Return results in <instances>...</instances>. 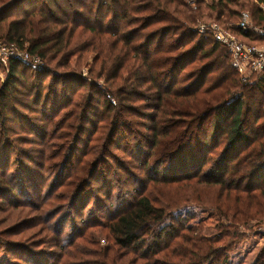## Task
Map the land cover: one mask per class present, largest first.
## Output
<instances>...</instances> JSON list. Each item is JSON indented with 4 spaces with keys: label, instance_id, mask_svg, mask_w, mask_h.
<instances>
[{
    "label": "trees",
    "instance_id": "1",
    "mask_svg": "<svg viewBox=\"0 0 264 264\" xmlns=\"http://www.w3.org/2000/svg\"><path fill=\"white\" fill-rule=\"evenodd\" d=\"M138 1L0 0V41L47 61L31 79L26 78L30 68L21 61L11 60L5 66L6 78L0 85V165H7L15 155L24 158L21 164H25V168H20L19 173H33L35 168L42 171L46 167L47 171H53L60 163L63 169L58 173H63L73 157V144L80 140L84 125L90 122L87 116L91 106L96 103L101 107L100 114L109 121V133L99 158L106 159L112 144L122 148L123 145L117 143L120 135H129L130 131L139 129L141 137L136 146V164L138 168L149 170L147 182L153 188L162 185L172 189L180 184L217 187L221 192L218 194L226 199L233 197L241 205L246 206L248 202V206L230 210L222 207L223 203H218L216 211L230 222L223 225L216 237L202 238L195 227L181 226L175 210L169 209L173 204L140 191L134 201H123L113 210H107L109 216L103 226L107 230L108 244L88 255L92 257L79 258L77 264H227L228 251L244 238L234 223L244 227L250 222L264 224V122L253 127L260 114L257 113L251 121L252 126H248L246 118L254 108L244 106L248 87L256 88L264 95V71L255 73L251 82H242L231 65L225 46L211 36L199 34L195 23L206 11L208 15L204 14L205 18L225 26L227 19L239 20L241 12L248 11L253 23L262 26L264 14L255 0L200 2L195 10L183 0H141L142 8H146L143 9L144 12L146 10L145 15L139 19L143 25L133 30L129 26L138 17L131 14L139 10L134 6ZM256 1L264 4V0ZM93 7H96L95 16ZM10 12L16 15L12 19L7 16ZM106 17L113 27L122 20L128 21L126 27L110 30L98 23ZM91 20L97 23L90 24ZM181 20L193 23L194 27H184ZM149 26H154V30L144 36L143 43L137 42L136 35ZM119 28L121 30L118 31ZM86 32L91 39L97 40L87 49L99 56L104 54L99 64L94 62L90 74L110 80L118 77L123 81V89L116 95V104L111 98L102 97L98 85L88 83L76 71H55L48 67L54 62L56 67H68L70 57L80 56V44L71 45V41L76 34L82 37ZM236 32L247 43L264 44L263 36L244 30ZM105 38L109 41V51L104 48ZM186 66L191 68L182 74ZM123 69L126 71H121ZM46 77H49V83L43 106L33 109L40 104ZM144 85L148 86L146 90L149 93L145 98L152 102L148 101L152 113L145 121L141 120L135 105L125 103H132L138 89ZM84 87H88L89 92L77 91L79 88L85 90ZM23 93L26 99L21 100ZM97 93L102 99L96 96ZM262 107L264 100L256 112ZM20 109L32 112L23 113L25 120L32 122L29 127L21 123ZM59 112L63 113L54 129L57 125L56 130L61 132H52L48 123ZM125 113L136 116L133 120L140 127L134 124V129H131L133 127L129 124L132 120L126 119ZM261 115H264V109ZM210 117L212 120L207 127ZM8 122L31 129L30 134H36L37 139L30 134L25 138L18 137ZM219 139L223 148L216 151L220 146ZM13 143L28 144L27 154L20 153ZM126 144L130 145L128 141ZM68 151L70 154L66 155ZM94 151L91 149L86 153L91 155ZM34 154L39 159L35 168L28 165V162L36 164L32 158ZM93 161L86 163L82 160L73 173L72 181L63 189L66 190L63 200L67 203L73 205V199L77 200L88 184L97 160ZM12 173L0 169V192L15 193L13 179H9ZM46 196L45 200L52 196V191ZM42 203L18 204L7 210L9 217H0V233L14 224L9 223L12 210L24 211L26 216L28 211L37 212L36 215L32 213V218L39 220L37 224L57 220V213L42 208ZM64 218H67L66 214L59 221ZM5 222L8 224L2 227ZM27 238L25 240H29ZM0 244L5 252H14L22 261H11L6 253H0V264H26L27 258L20 255L25 250L22 244L23 249L17 251L12 247L13 242L1 241ZM52 246L63 255L70 254L60 239H56ZM252 264H264V245Z\"/></svg>",
    "mask_w": 264,
    "mask_h": 264
},
{
    "label": "rangeland",
    "instance_id": "2",
    "mask_svg": "<svg viewBox=\"0 0 264 264\" xmlns=\"http://www.w3.org/2000/svg\"><path fill=\"white\" fill-rule=\"evenodd\" d=\"M183 1L189 7H191L192 10H195L197 8L198 3L194 8L187 2V0ZM210 2L211 1H208L207 4ZM134 6L138 7L139 10H137L135 14H129L134 15L138 18L137 21L133 22L129 26V28L137 30L141 28V25H143L140 24L139 19L141 16L145 15L146 10L144 12L143 9L146 8H142L143 2H141V0L136 2ZM27 8L28 7H26L25 9ZM95 8L96 7H93V16H95ZM103 11V13L106 14V10ZM203 13L205 15H208L206 11ZM204 14L196 20V29L199 34L206 35L208 38L209 36H211L214 39V37L208 31H206L205 33L199 31V27L201 24L207 26L212 23H217L214 19L209 20L205 18ZM7 16L10 17L9 19H12L16 15L15 12H10L7 14ZM212 17L213 16H211V18ZM108 18L109 17H106V20L104 21L98 20V23L110 30H113L116 27H126V23L128 21L122 20L120 24H116V27H113V25L110 24V21L107 20ZM182 21L183 20H181L180 23L184 27H194L193 23H184ZM227 21L228 23L225 26L219 23H217V25L221 28H227L229 25L235 24L238 20L231 17V19H227ZM89 23L92 24L97 22L91 20ZM120 28L118 29V31L121 30ZM153 30L154 26H149L145 29L143 28L136 35V41L139 43H143L145 41L144 36L149 35ZM104 40V48L106 51H109V41L106 38ZM92 42L96 43L97 40L91 39V35H89L88 32H86L82 37L79 36V34H76V36L71 41V45L75 43L80 44V49H82L80 53L81 55H73L72 57H70L68 67H56L55 62L49 64L48 67L55 71H70L68 69L76 71L83 78H86L88 83L96 84V86L98 85L99 90H101L100 94L102 95V97L103 95H105L106 98H111L113 104H116L118 101V97L116 95L122 91L123 88L121 87V85L123 84V81L118 77L117 79L110 80L109 78L98 77V75L95 76L90 74L89 71L93 67L94 62L96 61V63L99 64L101 60H103L104 56V54H101L100 56L96 55L94 52L90 51V49H87V47H89ZM193 42L194 40L190 45H192ZM205 45V47L207 48V41ZM120 48L121 46L117 48L118 51ZM83 49H85V51ZM46 63L47 61L45 62L44 60H41L38 67H44ZM24 65L30 68L26 74V78L31 79V77H33V74H37L38 71H40L37 67H33L31 65V62H28ZM97 67L98 65L96 66V68ZM190 68L191 66H186L182 74ZM121 71L126 70L123 69ZM6 74V67L0 66V85L5 81ZM124 77H127V75ZM253 77L254 75L251 78L253 79ZM252 79H250V82ZM48 83L49 77H46L43 83L40 104L33 107V109L42 108L43 99ZM244 83H247V81ZM147 87V85H144L138 89V92L134 96L135 99L132 103L125 101V103H130L131 105H135V107H137V113L141 116V120L143 121H145L147 117L152 113V110L150 109L151 106L148 102L150 100L145 98L149 95L148 91L146 90ZM84 89L85 90L79 88L77 89V91H81L82 93L89 92L87 91L88 87H84ZM246 90V94L244 97V106L245 108H254V110H252V112L249 113L246 118L248 121L247 125L251 127L252 119L256 115H258L257 113H260L259 115H261V112L264 109L262 107V109L256 112V109L261 106L262 101L264 100V95L260 93L256 88L252 89L248 87ZM100 94L97 93L96 96L99 97ZM112 97L114 98L113 100ZM125 97L128 98L129 96ZM20 99H26L24 93L22 94V97ZM150 103L152 102L150 101ZM94 104L91 106V109L87 116L90 122L87 121V124L84 125L85 128L78 143L73 144L75 145L72 153L73 157L71 158V162L65 166V170L63 173H58V171L62 172V163L57 164L53 171H47V167L42 171H40L38 168H35L39 163V159L37 158L36 154L32 155V158L35 160L34 163L36 164L34 165L31 162H28V165L36 169L33 170V173H19L20 168H25V164H21L24 160L22 156L13 155V158L7 165H0V169H5L7 171L13 172L9 179H13L12 182L15 187V193H7L5 191L0 192V200L3 202L1 203L2 205H0V217H4V219H7L9 217L6 212L7 210L11 209L13 206H17L18 204L24 205L26 203L41 205V203L43 202L42 208H46L49 209L50 212L57 213V220L54 221L53 219L42 225L37 224L39 220H35V218H32V213L36 215L37 212L28 211V216H26V213L24 211L20 212L18 209L11 211L12 216L9 218V223L14 222V224H12V227H8L5 231H2L0 233V236L6 235L4 237H0V242H13L14 244H12V247L15 248L14 251H17L16 249H23L24 247V251H26V253H24L23 251L20 252L22 253L20 255H23V258L25 259L27 258L26 264H77V260L79 258L84 259L92 257L88 255L93 254L97 251L98 247H103L109 242L107 237V230L103 226L108 220L109 214L107 210H113L117 204L123 201H134V199L137 198L136 196L138 192L140 191L143 192V194L149 193L151 198L159 199L164 203L169 202L173 204L170 205L169 209L171 211L175 210L174 214L180 219L181 226L183 224V226L195 227L197 229V234L202 238L216 237V235H218V231H222L223 225L229 224L230 222L216 211L215 206L218 203H223L221 206L230 210H233L235 207L240 208L244 206L236 202L235 198L233 197H228L226 199L224 195L218 194L221 192H218L217 187L207 188L206 186L201 185H194L190 187V185L184 186V184H180L179 187H172V189H167L162 185L160 187L153 188L151 186V183L147 182L148 175L150 173L149 170H143L141 167L138 168L136 164V146L139 145L141 137L138 134V132L141 131L139 129L130 131L129 135L125 134L127 135V137H125V135L123 134L120 135L119 141H117V143L123 145L122 148L118 149L114 144H112L109 146V153L106 156V159L99 158L102 154H98L103 149V146L106 142L107 133H109V121L100 114L101 107L96 103ZM96 112L98 116L96 115ZM23 113L32 112L27 111L26 109L18 110L21 123H25L27 127H29V124L32 122L29 119L25 120L26 117L23 116ZM62 113L63 112H59L56 117L48 123V127L52 132H61V130L59 129L58 131L56 130L57 125L56 129L54 128L56 121L60 119L59 117ZM45 115H47V113ZM259 115L256 118L255 124L253 126L254 128L260 123L264 122V115ZM125 118L128 120H132V122L129 124L130 126L133 127L134 124H136L135 120H133L136 118V116H130L128 113H125ZM138 120L140 121V118H138ZM211 120L212 117L208 118L206 122L207 127L210 126ZM8 124L11 125L10 129L12 131L14 130L13 132H15L18 137L25 138L32 132L31 129L28 130V128L26 127H20L18 126V124H14L11 122H8ZM136 126H138V128L140 127L138 124H136ZM131 129H134V127ZM208 129H210V127ZM30 135L37 139L36 134L32 133ZM127 141L130 143V145L126 144ZM219 142L218 144H220V146L218 145L216 151H221V149L223 148L221 139H219ZM13 147H15L20 153L27 154L30 146L28 144L13 143ZM91 149L95 150L91 155L89 153H86ZM68 153L70 154V152L68 151L66 155H68ZM92 159H94V161H97L92 170V173H90V178L87 182L88 184L80 193L77 200L75 198L73 199V205L71 204V202L67 203L66 200H63L66 192V190L63 189L69 184L70 181H72L71 179L73 178V173H76V170L79 167L81 161L86 160V163H88V161H91ZM49 189L52 191V196L45 200L44 198H46V195L50 192ZM41 195L42 199L40 200ZM55 197L56 199H54ZM252 205L253 207H255L254 203H252ZM247 206L248 202H246V206L244 207ZM65 214L67 215V218L59 221V219ZM5 223L6 224H3L2 227L8 224V222ZM99 224H101L102 226H100ZM234 224L237 225V228H239V231L242 232L241 235H243L244 238H241L239 243L235 244L228 251L229 260L227 264H252L255 255L264 245V224L250 222V225L248 226L252 225V227H244L243 225H240L236 222ZM89 233H92V235H89L88 237ZM25 238L29 240H25ZM56 239H60V242L66 247L67 251H70V254L67 253L63 255L59 249L52 246V243H54ZM42 241L45 242L43 243V246L37 247L40 243H42ZM18 242H20L23 247ZM0 246L3 247L2 244H0ZM5 251L6 250L4 249V247L0 248V253H6L8 259H10L11 261L22 262L19 260V258H17L18 255L14 254V252Z\"/></svg>",
    "mask_w": 264,
    "mask_h": 264
},
{
    "label": "built area",
    "instance_id": "3",
    "mask_svg": "<svg viewBox=\"0 0 264 264\" xmlns=\"http://www.w3.org/2000/svg\"><path fill=\"white\" fill-rule=\"evenodd\" d=\"M212 0H187L192 6L197 3L208 2ZM255 3L264 14V4L256 1ZM237 30L250 31L257 36L264 37V25L259 26L253 23L250 13L242 11L239 20L227 28H221L217 23L209 25L201 24L199 31L205 33L208 31L216 42L225 46L230 54L232 67L238 73L243 82H250L255 73L264 71V44L247 43L237 35ZM18 60L23 64L31 62L33 67H38L41 60L36 55H31L27 51L20 50L16 46L7 45L0 41V64L6 66L9 61Z\"/></svg>",
    "mask_w": 264,
    "mask_h": 264
}]
</instances>
